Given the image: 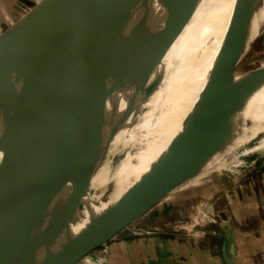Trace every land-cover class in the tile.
<instances>
[{"label": "bare ground", "instance_id": "6f19581e", "mask_svg": "<svg viewBox=\"0 0 264 264\" xmlns=\"http://www.w3.org/2000/svg\"><path fill=\"white\" fill-rule=\"evenodd\" d=\"M247 2L150 1L120 25L98 54L87 86L79 103L70 110L66 125L60 128L59 138L48 150L39 145L28 148L1 186L0 264H13L33 232L38 215L61 188L74 189L70 199L79 202L81 209H89L94 201L89 189L90 178L102 156L104 142L112 132L120 138L112 158L119 161V166L108 192L95 200L115 202L135 189L137 182L152 168L148 147L164 133L175 132L190 112L206 81L221 64L227 23L232 29L239 27ZM216 14H223L216 43L202 56L197 74L189 76L190 83L185 88L184 81H176L178 72L182 73V79L190 74L187 65L181 62L183 46L198 32L202 34L211 16ZM263 19L264 14L250 21L241 51L257 34ZM140 65L148 67L137 83H132L126 75ZM154 68L151 91L145 99L134 100L144 78ZM114 103L108 125L98 136L96 152L76 171L74 180H69L68 174L89 134ZM263 133L264 75L260 78L244 75L217 85L201 111L183 160L163 191L175 188L192 176L201 178L216 173L225 165L229 154ZM256 150L264 151V145Z\"/></svg>", "mask_w": 264, "mask_h": 264}, {"label": "water", "instance_id": "95a60500", "mask_svg": "<svg viewBox=\"0 0 264 264\" xmlns=\"http://www.w3.org/2000/svg\"><path fill=\"white\" fill-rule=\"evenodd\" d=\"M150 1L164 2L42 0L0 37V188L28 148L39 145L48 150L59 138L98 54L120 25ZM227 24L218 70L206 81L178 129L164 133L148 147L152 168L135 189L115 202L94 200L89 209H81L79 202L70 199L75 190L61 188L38 215L13 264H76L166 192L163 190L186 154L209 94L228 74L233 29ZM253 75L260 78L264 71ZM114 106L107 108L89 134L69 180H74L76 171L96 152L98 136L108 125Z\"/></svg>", "mask_w": 264, "mask_h": 264}, {"label": "rangeland", "instance_id": "374dc122", "mask_svg": "<svg viewBox=\"0 0 264 264\" xmlns=\"http://www.w3.org/2000/svg\"><path fill=\"white\" fill-rule=\"evenodd\" d=\"M41 1L42 0H11L10 6L6 7L5 11L9 10V12H11L13 10L14 12L16 9H21V16L16 20L18 21L24 18ZM22 2H27L28 6L26 9H24L25 6ZM260 2L261 4L263 3L261 5L262 7L260 6L258 10H256V6H258ZM250 7H252V9H250ZM1 12H3V10L0 9V14H2ZM16 13L17 12H14L13 14ZM263 14L264 0H248L239 27L233 28L232 61L228 74L226 78L217 85L224 84L240 76L253 75L255 72L264 71V19L261 21L257 34L252 39L251 43L244 47L242 51L240 49L243 39L248 34L250 21L260 18ZM222 17L223 14L211 16L210 23L202 34L198 32V34L188 40L183 46L184 51H182L183 55L181 57V62L187 65L188 74H190L185 79H182V73L178 72L176 81L178 79V81H180V79L184 81L185 88L188 87L190 83L189 76L197 74L202 56L213 49L219 34V26ZM11 26L10 23L0 22V37L5 34ZM148 65H140L134 68L130 75L128 73L126 76L132 83H137L144 75L145 68L148 67ZM154 71L155 68L144 78L135 94L136 97H134V100L145 99L151 91L154 84ZM163 106L164 105L160 106V108ZM119 142L120 138H118L117 134H114V132L109 134L106 142H104L102 156L100 155L101 158L96 164L90 178L89 189L92 197L91 200L99 199L108 192V187L112 182L111 179L119 166L118 160H112L114 152L117 151L119 147ZM263 145L264 133L255 138L251 143L240 146L236 152L229 154L227 156V162L222 166L223 168L221 167L216 173L201 178L192 176L185 179L175 188L173 187L172 189L166 190L162 197L160 196L154 204L152 203V205L140 216L131 221L118 235L127 238L129 237L128 235L140 237L146 234L152 235L156 232H189L192 227L191 225L194 224L200 227H205L210 224H220L222 222L221 218H225L226 216L225 214L227 213L230 202L233 203V200H231L233 194L237 193L240 195L242 190L246 189V185H243L241 190L238 189V185L236 184L238 181H241L244 175L243 173L250 169L251 173H248V177H250V179L255 177V171L252 169L255 165H258L260 158L264 155L263 153L260 154L256 149ZM229 159L231 161H229ZM201 211L206 214L208 213L209 216H212L211 213H213L212 219H214L212 220L203 215ZM110 240L111 239L104 244H107ZM83 260L87 263L91 262L89 258Z\"/></svg>", "mask_w": 264, "mask_h": 264}, {"label": "crops", "instance_id": "0c3cea01", "mask_svg": "<svg viewBox=\"0 0 264 264\" xmlns=\"http://www.w3.org/2000/svg\"><path fill=\"white\" fill-rule=\"evenodd\" d=\"M10 3L0 0V22L13 27L20 21L16 20L21 9H16V14L5 11ZM22 3L26 9L27 2ZM252 170L254 178L248 177V169L236 183L238 189L243 185L246 189L240 195L233 194V203L220 224H194L189 232H156L140 237L126 238L117 233L86 256L90 263L83 258L76 264H264V155Z\"/></svg>", "mask_w": 264, "mask_h": 264}, {"label": "built area", "instance_id": "2783aa9c", "mask_svg": "<svg viewBox=\"0 0 264 264\" xmlns=\"http://www.w3.org/2000/svg\"><path fill=\"white\" fill-rule=\"evenodd\" d=\"M201 212L203 213V215H205V216H207V217H209V218H211V219H212L213 213H211V215H212V216H209V214H208V213L206 214V213H205V212H203V211H201ZM201 212H200V213H201ZM200 213H199V215H200ZM213 219H214V218H213ZM213 219H212V220H213ZM195 225H196V224H195ZM192 226H193V225H192Z\"/></svg>", "mask_w": 264, "mask_h": 264}]
</instances>
